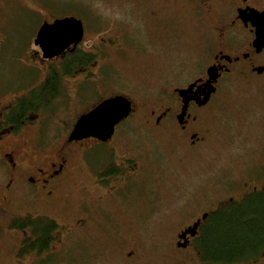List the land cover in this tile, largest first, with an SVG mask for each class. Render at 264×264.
I'll use <instances>...</instances> for the list:
<instances>
[{"label":"flooded vegetation","instance_id":"af4514ba","mask_svg":"<svg viewBox=\"0 0 264 264\" xmlns=\"http://www.w3.org/2000/svg\"><path fill=\"white\" fill-rule=\"evenodd\" d=\"M169 6L184 10L205 50L193 72L187 61L173 65L174 45L187 35ZM65 17L82 22V39L43 57L34 42L40 26ZM145 21L157 42L140 46L70 11L37 18L19 46L6 49L8 36L0 39V240L15 236L8 246L0 241V264H146L145 225L161 223L170 159L206 162L228 99L245 90L264 96V0H153ZM130 53L139 73H113ZM13 60L24 77L11 79ZM114 97L131 110L109 138L72 136L82 116ZM256 146L239 187L226 185L224 172L196 185L189 220L162 241L166 264H225L205 256L204 231L215 214L264 192V138ZM72 238L81 257L65 254ZM248 263L264 264V248L235 264Z\"/></svg>","mask_w":264,"mask_h":264},{"label":"rangeland","instance_id":"374dc122","mask_svg":"<svg viewBox=\"0 0 264 264\" xmlns=\"http://www.w3.org/2000/svg\"><path fill=\"white\" fill-rule=\"evenodd\" d=\"M152 2L153 0H0V39L8 36L7 45L4 46L6 49L9 46H19L25 40L27 32L33 31L37 18L42 19L50 14L59 15L70 11L84 16L88 26L101 27L99 31H105V28L111 26L112 29L110 28L107 35H120L125 46L157 42L154 26L148 21L143 23L145 15L151 10ZM171 10L177 11L175 15L178 21L179 17H183L180 25L184 31L186 30L187 35L177 40L174 45L173 65L179 66L187 61L188 64L191 63L193 72L198 69L203 58L207 59L205 50L201 52L200 47L196 45L197 40L190 36L188 28L190 29L191 22L187 16H184V10L179 6L175 8L169 6L167 11ZM93 15L100 18L94 20ZM125 50L134 51L127 48ZM9 51L5 52L10 57ZM128 60L129 63L126 61V64L114 62L113 73L138 74L140 61L131 53L128 55ZM4 62L8 63V61ZM26 73L27 71L13 60L11 79L22 78ZM228 100L225 105L227 120L221 125L222 135H219V139L216 138L209 146L207 161L188 158L182 160L180 156L174 154L177 156L172 157L168 162L171 178L167 185L162 186L161 202L156 215L161 219V223L153 224L154 221H151L145 225V251H148L146 264L168 262L162 241L165 235L169 237L174 232L179 222L181 224L189 220L191 209H188L190 206L187 198L191 193L198 192L196 185H202L203 183H200L206 175L212 176L216 172H224L225 184L239 187L241 181L247 177L248 170L255 166L253 158H256L260 151V147L256 145L264 138V96L245 90ZM253 150L256 152L251 153ZM199 187L202 189L201 186ZM14 239L15 236H6L0 241L8 246ZM73 240L74 238L65 241V245L67 244L65 254L75 253L81 257L82 252L71 244ZM94 264L99 263L96 261Z\"/></svg>","mask_w":264,"mask_h":264},{"label":"trees","instance_id":"16d2710c","mask_svg":"<svg viewBox=\"0 0 264 264\" xmlns=\"http://www.w3.org/2000/svg\"><path fill=\"white\" fill-rule=\"evenodd\" d=\"M213 218L202 240L207 258L223 260L225 264L257 258L264 248V192Z\"/></svg>","mask_w":264,"mask_h":264},{"label":"water","instance_id":"95a60500","mask_svg":"<svg viewBox=\"0 0 264 264\" xmlns=\"http://www.w3.org/2000/svg\"><path fill=\"white\" fill-rule=\"evenodd\" d=\"M82 34V22L74 17H65L52 23H43L34 42L40 46L42 56L50 58L61 53L71 43H78ZM208 73L210 74V71ZM130 110V102L126 98H110L82 116L72 136L81 138L90 135L105 140L111 136L115 124L127 117Z\"/></svg>","mask_w":264,"mask_h":264}]
</instances>
